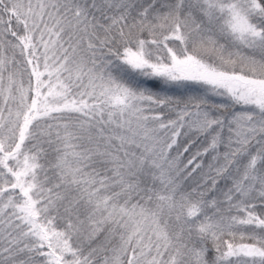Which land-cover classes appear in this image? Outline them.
<instances>
[{
    "label": "snow or ice",
    "instance_id": "obj_1",
    "mask_svg": "<svg viewBox=\"0 0 264 264\" xmlns=\"http://www.w3.org/2000/svg\"><path fill=\"white\" fill-rule=\"evenodd\" d=\"M0 264H264V0H0Z\"/></svg>",
    "mask_w": 264,
    "mask_h": 264
}]
</instances>
